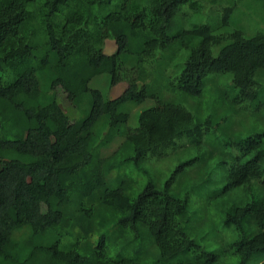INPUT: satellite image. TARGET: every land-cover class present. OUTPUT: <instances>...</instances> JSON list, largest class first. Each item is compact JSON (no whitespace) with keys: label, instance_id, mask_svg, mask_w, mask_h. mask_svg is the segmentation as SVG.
I'll use <instances>...</instances> for the list:
<instances>
[{"label":"trees","instance_id":"16d2710c","mask_svg":"<svg viewBox=\"0 0 264 264\" xmlns=\"http://www.w3.org/2000/svg\"><path fill=\"white\" fill-rule=\"evenodd\" d=\"M238 1L0 0V264H264V32L226 30ZM103 73L119 95L89 86ZM178 153L181 178L219 175L231 240L189 234L183 180L127 176Z\"/></svg>","mask_w":264,"mask_h":264},{"label":"rangeland","instance_id":"374dc122","mask_svg":"<svg viewBox=\"0 0 264 264\" xmlns=\"http://www.w3.org/2000/svg\"><path fill=\"white\" fill-rule=\"evenodd\" d=\"M221 14L216 13V10L210 17V22L212 24H217L218 19L221 18ZM233 28H239L243 31L245 35H251L255 32H264V0H240L237 3L236 8L234 9L231 17L229 26L226 30L231 31ZM116 49V43L114 39L110 36L104 38L103 50L105 53H112ZM127 82L125 80L120 81L115 85H110V77L108 74H99L94 77L89 82V86L93 88H98L105 98H113L119 95L124 88L126 87ZM228 88V87H224ZM56 94L60 105L66 110L70 111L73 117L79 116L78 109L67 99L65 92L60 88H56ZM172 96V94H170ZM182 96L180 93L175 95V102H180L187 108H192L187 102L182 101ZM193 99V98H192ZM195 100V99H193ZM206 100V99H205ZM207 101L210 102V97L207 98ZM154 104L152 99H146L144 102L131 105L130 106V116L128 125L135 126L137 123V117L139 113ZM220 104V98L216 99V105ZM248 123L254 122L251 117L247 118ZM259 124V123H258ZM261 124V123H260ZM212 136H214L212 134ZM184 138L176 140V143L182 146ZM121 139L116 138L113 141H110L104 144L99 152L101 156L110 155L117 145L120 143ZM189 156H192L195 151L190 150ZM188 155L184 154H171L163 159L154 161L153 163L149 161L152 165H147L141 163L139 169L134 165L130 164L127 166V171L130 173L127 176L131 175L132 178L142 181L143 185L148 179L153 177L155 173H162V178L160 183L163 182L166 178L173 175L174 181L183 180V190L181 194L187 193L191 200V205L189 209L190 216V228L189 234L193 237H197L202 245H207L208 247H213L220 245L222 242L231 240L233 236V230L231 228H225L222 223H220V218L223 213L222 203L227 198L230 201L231 196L224 193H219L221 188V183L216 182L219 179V175L215 169L209 172L199 171V168H192V166H185V177L181 178L180 171L183 168H178L176 170L177 164ZM188 156V157H189ZM187 157V158H188ZM147 162V161H146ZM203 173L199 179L197 175ZM190 174V175H189ZM229 205L228 202L223 205ZM222 212V213H221ZM206 217H212L214 220L208 221L206 223H201L202 218L206 220ZM218 237H214V236ZM213 238L215 240H213ZM211 243V245L209 244ZM170 262V261H169ZM167 261H161L159 263L150 262V264H170ZM218 264H239L238 256L233 252H224L220 254ZM247 264H255L254 261H249Z\"/></svg>","mask_w":264,"mask_h":264}]
</instances>
